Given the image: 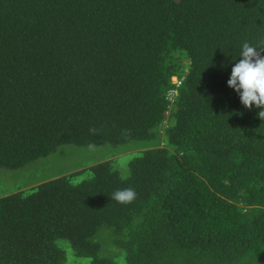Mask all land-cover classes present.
<instances>
[{
    "label": "trees",
    "instance_id": "trees-1",
    "mask_svg": "<svg viewBox=\"0 0 264 264\" xmlns=\"http://www.w3.org/2000/svg\"><path fill=\"white\" fill-rule=\"evenodd\" d=\"M262 41L264 0H0V170L117 149L0 195V264H264V119L227 85Z\"/></svg>",
    "mask_w": 264,
    "mask_h": 264
},
{
    "label": "rangeland",
    "instance_id": "rangeland-1",
    "mask_svg": "<svg viewBox=\"0 0 264 264\" xmlns=\"http://www.w3.org/2000/svg\"><path fill=\"white\" fill-rule=\"evenodd\" d=\"M117 151L112 146L102 147H79L74 145H63L57 148L56 152L45 159L27 165L20 170H0V195H8L18 190L30 193L31 187L39 183L53 180L59 175H67L81 169L90 167L101 161L111 158V154ZM129 155L123 153L118 159V165L122 168L127 165ZM88 171L85 170L78 175L75 183L88 179ZM67 262L65 264H87L84 258H77L72 255L66 245ZM118 264H124L123 259H118Z\"/></svg>",
    "mask_w": 264,
    "mask_h": 264
},
{
    "label": "clouds",
    "instance_id": "clouds-1",
    "mask_svg": "<svg viewBox=\"0 0 264 264\" xmlns=\"http://www.w3.org/2000/svg\"><path fill=\"white\" fill-rule=\"evenodd\" d=\"M264 44V41L261 42ZM264 47L251 45L248 42L242 44L239 59L231 69L227 81L239 96L241 104L251 109H260L257 116L264 119ZM132 189L117 190L112 194V199L119 203H129L135 198Z\"/></svg>",
    "mask_w": 264,
    "mask_h": 264
},
{
    "label": "built area",
    "instance_id": "built-area-1",
    "mask_svg": "<svg viewBox=\"0 0 264 264\" xmlns=\"http://www.w3.org/2000/svg\"><path fill=\"white\" fill-rule=\"evenodd\" d=\"M176 82V81H175Z\"/></svg>",
    "mask_w": 264,
    "mask_h": 264
}]
</instances>
